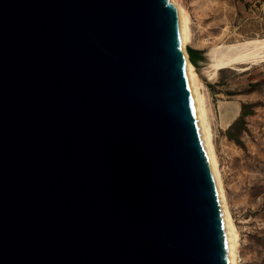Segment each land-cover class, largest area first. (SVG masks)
<instances>
[{"label": "water", "instance_id": "1", "mask_svg": "<svg viewBox=\"0 0 264 264\" xmlns=\"http://www.w3.org/2000/svg\"><path fill=\"white\" fill-rule=\"evenodd\" d=\"M0 264H230L171 0H0Z\"/></svg>", "mask_w": 264, "mask_h": 264}, {"label": "rangeland", "instance_id": "2", "mask_svg": "<svg viewBox=\"0 0 264 264\" xmlns=\"http://www.w3.org/2000/svg\"><path fill=\"white\" fill-rule=\"evenodd\" d=\"M178 1L191 14V45L199 65L205 63L209 50L219 45L264 37V11L260 13L264 0ZM245 66L224 68L211 77L201 71V78L213 113L229 202L241 235V264H264V62L242 69ZM243 104L249 105L251 113L245 118L246 130L239 144L229 138L228 130L241 116Z\"/></svg>", "mask_w": 264, "mask_h": 264}, {"label": "bare ground", "instance_id": "3", "mask_svg": "<svg viewBox=\"0 0 264 264\" xmlns=\"http://www.w3.org/2000/svg\"><path fill=\"white\" fill-rule=\"evenodd\" d=\"M171 4L178 23L184 68L193 98L201 136L220 207L230 264H241V235L235 222L224 182L222 167L216 147L214 129L212 126V112L210 113L211 110L208 103L209 100L205 85L201 78V71H204L208 77H211L212 73L215 74L224 68H232L237 65H246L245 67L241 68L249 69L250 64H258L259 62H263L264 37L246 39L244 41L219 45L209 50L205 63L203 65H199L198 61L194 58L191 45V14L178 0H171ZM234 112H237V109L234 110Z\"/></svg>", "mask_w": 264, "mask_h": 264}, {"label": "trees", "instance_id": "4", "mask_svg": "<svg viewBox=\"0 0 264 264\" xmlns=\"http://www.w3.org/2000/svg\"><path fill=\"white\" fill-rule=\"evenodd\" d=\"M248 104H243V110L241 116L235 121V123L229 128L228 135L229 138L235 140L237 143H242V134L246 130L245 118L251 112L248 111Z\"/></svg>", "mask_w": 264, "mask_h": 264}, {"label": "built area", "instance_id": "5", "mask_svg": "<svg viewBox=\"0 0 264 264\" xmlns=\"http://www.w3.org/2000/svg\"><path fill=\"white\" fill-rule=\"evenodd\" d=\"M264 11V5H262L261 9H260V13ZM264 62V61H263Z\"/></svg>", "mask_w": 264, "mask_h": 264}]
</instances>
